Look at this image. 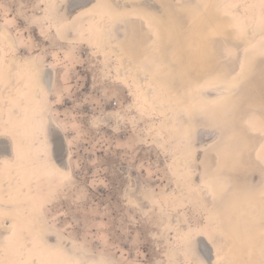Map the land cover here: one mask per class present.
<instances>
[{"label":"rangeland","instance_id":"obj_1","mask_svg":"<svg viewBox=\"0 0 264 264\" xmlns=\"http://www.w3.org/2000/svg\"><path fill=\"white\" fill-rule=\"evenodd\" d=\"M61 1L66 5L67 0ZM108 1L96 0L87 9L100 12L98 5ZM114 1L112 28L123 52L132 51L134 13H142L157 30L158 48L144 56L146 30L134 27V61L172 97L169 113L150 106L134 80L116 72L120 58L99 48L91 19L85 23L90 38L77 32L76 20L87 9L63 20V40L49 20V0H0V21L7 22L18 44L14 53L5 48L9 51L0 64V130L14 136L18 154L15 163L0 166L5 174H0V195L4 190L7 197L0 202V228L8 219L18 222L13 235L0 231V264H22L32 255L25 256L22 245L24 238L34 239L25 231L30 226L41 228L47 250L55 248L49 264H66L71 258L81 264H193L180 226L201 230L215 242L220 255L211 264H264V23L257 24L262 31L257 38L247 35L230 12L238 0L228 7L223 0H156L162 7L158 13ZM257 1L261 21L264 0ZM32 55L49 73L56 72L50 96L32 95L34 85L19 64ZM40 101L50 105L63 131L53 129L52 135L58 147L63 140L68 146L72 177L62 180L46 173L32 186L24 174L38 161L27 152L32 142L27 123ZM159 101L167 102L162 96ZM179 108L189 115L191 137L183 118L177 125L172 120ZM191 139L195 160L189 155ZM182 157H188L198 183L210 184L211 197L200 200L184 183ZM18 168L21 186L10 173ZM5 179L13 187L3 185ZM32 189H37V204L46 206L43 216L28 199ZM13 196L17 202L10 201ZM209 203L228 235L226 248L213 231ZM199 238L194 240L207 256L211 250Z\"/></svg>","mask_w":264,"mask_h":264},{"label":"bare ground","instance_id":"obj_2","mask_svg":"<svg viewBox=\"0 0 264 264\" xmlns=\"http://www.w3.org/2000/svg\"><path fill=\"white\" fill-rule=\"evenodd\" d=\"M84 1H88V3L86 5H81L78 2L73 3L72 0H67L66 5H63L61 0H49V7H50L49 10H50V15H51V17H49L50 18L49 20L52 21V27H53L54 31L63 40H65L67 38L66 31H65L64 26H63L64 21L69 20L71 17H73L75 14H77V12L85 11V9L90 8L91 5L93 3H95L96 0H84ZM160 1L167 2V0H160ZM230 1L231 0H223V4L225 5ZM108 2L109 3L111 2L112 4L110 3L109 5H107L105 3H101L98 5L100 12H96L95 9H89V10L87 9L88 11L85 14V16L82 15L78 20H76L77 32H79L82 35L84 34L85 37L87 35L88 38H90L91 36H89V34L91 35V33H92L91 32L92 30L90 31V29L94 28V31L97 33L96 35H97L98 41H99V48L103 51H108V52L110 51L114 56L120 58L121 63L118 67H116V72L119 75H122L126 80L133 79L134 84H137L141 90V96L144 97V99L146 100V102L150 106L156 107V108H158L164 112L169 113L170 112V104H171V102H173L172 97L164 89L159 88L156 84H154L151 75L149 73H146L144 71V69L142 68V66L134 61L136 59V57H135L136 55H134V52H135L134 51V42L135 41L133 38L134 27H136V25H138V26L141 25L146 30L147 34L145 36L144 56H147L149 53L148 51L150 49L151 50H154V49L157 50V48H158L159 39H158V35L156 32L157 30L154 28L155 26L154 25L150 26L148 21L145 19L144 15L142 13L137 12V13H134L133 15H131V26H130L131 38H130L129 45L131 46L132 51H130L129 54L123 52L122 48L120 46V43L118 42V40L116 39V37L114 35V31L112 28V21L115 17V9H114L115 8L114 7L115 1L109 0ZM125 2H126L125 6L128 7V9H130L129 7H138V8H143V7L147 8L148 7V8H154L157 13L162 11V7L160 6L159 3L156 2V0H140V1L125 0ZM257 4H258L257 0H238V1H236L235 5L230 8V12L233 14L232 18H236V20H235L236 24L238 23L240 26H242V24H243L249 33L247 35H250V36L255 35L256 38L262 32L257 27V24L261 25L262 23H264V13H262L263 17L261 16L262 17L261 21L257 20V16H258L257 15V11H258L257 10ZM226 7H228V6H226ZM117 10L120 11L119 9H117ZM63 11H64V14L62 15ZM226 12L229 13V11H226ZM231 13H230V15H231ZM156 17H157V15H156ZM86 18L91 19V28L90 29L88 28L89 25L86 26V24H85V23H87ZM159 18L160 17L158 16V19ZM94 40H95V38H94ZM253 43H254V40H253ZM5 48L11 49L14 53V51H17V49H18V44H17V40H16L15 36L13 35L12 31L8 27L7 22L0 21V64L3 62L2 58L4 57L3 55L5 53ZM242 49H244V47ZM8 51H6V53ZM230 57H231V55H228L225 58L229 59ZM242 58H243V56H242ZM14 63H15V61H14ZM19 64L22 66L23 74L26 77L28 76L27 79L29 78L30 84L32 86L34 85L35 91H34V94H32V93L31 94L37 98H40L39 92H41L42 94H44L46 96H50V94L52 93L53 81H54V76H55L56 72L53 69H51V70H53V72H51V70H50V73H49V67L47 69V67L43 66L34 55L27 57V59L20 62ZM8 67H9V65H8ZM2 79H4V78H2ZM13 80H15V78ZM5 81H6V79H5ZM3 96H5V95H3ZM160 96H162L164 99H166L167 102H165L164 104L160 103V101H159ZM31 99H33V98L31 97ZM22 100H23V98H22ZM31 106L32 105H30V107ZM3 108H5V107H3ZM26 108H28V107H26ZM50 108L51 107L49 104L44 106L43 102L39 103L37 105L35 111L32 113V115H30L31 118L29 119V121L27 123L28 128H29V132H30V137L32 140V142L29 143V146L27 148V152H28V155L32 158V160L36 159L38 161L37 166H35L34 163H31L32 165H30L28 167V169L26 170V174H24V176L27 177V180L30 181V183H32V184H30L32 186L38 184V181H37L38 179H36V178H39V177L45 178V176H47V175H45L46 173L49 176L57 175L62 180H68L70 177H72V170H71V165H70L71 154L67 148L68 146L66 145V142L63 140V137H62V140L64 142L63 141L60 142V146L58 147V145L54 141V137L52 135L53 129L58 131L60 134L63 131H62L61 127L59 126V124L57 123V121L54 119L53 115L50 114L51 113ZM6 109H4V110H6ZM24 110H26V109H24ZM23 113H25V112L23 111ZM4 115H5V113H4ZM28 117H26V118H28ZM182 118L185 120L186 129L188 131L189 136L191 137L193 134V127H192V124L190 122L189 115L180 108L176 109L174 112V115H173V119H172V120H174L175 125H177ZM25 122H27V121H25ZM19 131H21V130H19ZM26 136H25V138H26ZM55 136H56V134H55ZM24 140H26V139H24ZM16 141L17 140H15L14 136L10 132L0 130V166L1 165L3 166V164H5V163H8L10 165L15 163V160L18 157L17 156L18 154L16 151V144H17ZM26 142H27V140H26ZM58 142H59V140H58ZM23 147H24V145H23ZM58 149H61L60 152H58ZM65 149H66V154H65ZM188 149L190 152V154H189L190 157L193 160H195L196 151H195L194 143L192 142V139L189 142ZM22 163H20V164H22ZM27 164H29V163H27ZM180 164L184 170V171H182L185 175V177L183 176L184 178L182 177L184 180V183H186V185L189 184V186L191 185L192 188L195 189V191L198 193V195L201 198L200 200H202V199L205 200L208 197H211L213 194H212V189L209 186L210 184L209 185H207L208 183L207 184H200L196 181L195 178H196L197 172H196V170L192 169L191 162L189 161L188 157H186V158L182 157L180 159ZM17 165H19V163ZM20 167H22V166H20ZM3 168H4V166H3ZM19 168L18 169H11L10 173H14L15 177H17V178L21 177L23 175V172ZM44 171H45V173H44ZM0 174L1 175L3 174V177H5L4 170L3 171L0 170ZM53 176H51V177H53ZM12 178H13V176H12ZM8 179L3 180V182H2L3 185H6V186L11 185L12 182L9 181ZM12 184H14V183H12ZM16 184H17V186H18V184H19V186H21V184H23V182L19 178L18 182ZM43 184H45V182ZM50 184H53L52 180H51ZM28 186H26V187H28ZM11 187H13V185H11ZM192 188H191V190H193ZM6 189H8V188H6ZM191 190H189V191H191ZM22 192H23V190L18 192V194L21 195V194H23ZM0 194H1V192H0ZM37 194H38L37 189H32V191H31L32 196L29 197L28 199L35 201L36 198L38 197ZM10 195H12V194H10ZM199 196H198V198H199ZM6 198H7L6 193L3 190L2 195H0V202H3L4 200H6ZM42 198H44V197H42ZM10 201L11 202H17L18 198L13 196V197H11ZM35 204H37L36 201H35ZM42 204H43V202H42ZM205 206H206V204H205ZM208 206L212 212V216L210 218V221L212 223L213 231L216 234V236L219 238V240H220L221 244L224 246V248H226V247H228V242H227V236L228 235H226V232L224 231V229L222 227L220 215L216 211V207L214 206V204H210ZM6 207H7V205H6ZM45 208H46V206H42L40 204H37V206H35V211H36V213H39L40 215L43 216V214L45 212ZM35 211H34V213H35ZM18 212H20V211H18ZM26 214H29V213L27 212ZM15 217H17V216H15ZM25 220H26V218H25ZM27 220H29V219H27ZM17 224H18V222L15 219H8L6 221H3L2 227L0 228V231L4 232L6 234H9V235H13L15 232V229L17 227ZM19 228H17V229H19ZM178 229L181 233L180 234L181 240H182V243L185 247L184 250H186V256L190 259L191 262H193V264H196V263L197 264L198 263H200V264H211V259L213 260L220 255V253H218L217 246H216L215 242L213 240H211L203 231L200 230L198 232L197 231L195 232L192 229L191 230L188 229L187 231H185V230H183V228L181 226L178 227ZM25 231H27V233L30 235L33 234V235H31V237L33 236L34 239H33V241H28L24 238V240H23V242H24V244H22L24 246V250H23L24 253L23 254L26 256V253H29V251H30V252H32V255H29L28 259H26L25 261L23 260L22 264H49L50 259H51V253H53L55 251V248L52 247L48 250L46 249V246H47L46 240L47 239L44 238V236L41 234L42 233L41 228L37 227V229H35L34 227L30 226ZM57 232H60V231L57 230ZM195 236H198L202 240H204V242L208 245L207 247L210 248L211 253L207 255L208 257L206 256V254H203L202 250H200V247L197 246V244L194 240ZM180 243H181V241H180ZM1 246H2V242L0 240V249H2ZM14 250H16V249H14ZM0 252H2V251L0 250ZM222 252H225V251H222ZM59 254H60V252H59ZM209 255H210V258H209ZM223 257H225V256H223ZM234 258H232V261H234ZM0 261H2L1 256H0ZM64 261H66V260H64ZM235 261H236V259H235ZM66 262H67L66 264H81L80 262L76 261L74 258L68 259Z\"/></svg>","mask_w":264,"mask_h":264},{"label":"flooded vegetation","instance_id":"obj_3","mask_svg":"<svg viewBox=\"0 0 264 264\" xmlns=\"http://www.w3.org/2000/svg\"><path fill=\"white\" fill-rule=\"evenodd\" d=\"M47 69H48V68H47ZM47 69H46V70H47ZM47 71H48V70H47Z\"/></svg>","mask_w":264,"mask_h":264},{"label":"crops","instance_id":"obj_4","mask_svg":"<svg viewBox=\"0 0 264 264\" xmlns=\"http://www.w3.org/2000/svg\"><path fill=\"white\" fill-rule=\"evenodd\" d=\"M62 2V1H61ZM50 13V12H49Z\"/></svg>","mask_w":264,"mask_h":264}]
</instances>
